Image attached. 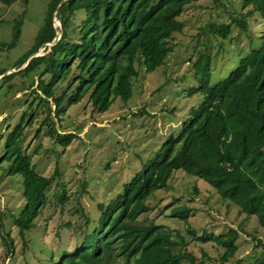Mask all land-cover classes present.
Instances as JSON below:
<instances>
[{
    "label": "rangeland",
    "instance_id": "obj_1",
    "mask_svg": "<svg viewBox=\"0 0 264 264\" xmlns=\"http://www.w3.org/2000/svg\"><path fill=\"white\" fill-rule=\"evenodd\" d=\"M47 1L0 0V43L11 42L14 24L21 21L16 44L0 49V71H4L0 75V219L4 233L13 239L14 245L13 254L4 258L0 242V264H48L51 256L58 260L65 251L74 250L85 234L97 226L98 204H107L122 192L124 183L155 155L161 144L178 134L182 122L201 103L200 91L188 94L189 89L199 87L193 67L198 57L210 56L208 84L215 85L238 66L242 57L258 48L264 29L259 13L248 14V8L242 6L244 0H198L187 4L177 18L183 29L173 33L171 50L164 62L152 72H146L142 64L135 62L138 74L132 79L128 99L117 97L106 111L99 112L89 100V91L67 107L61 120L50 115L57 132L76 134L64 146L47 134L51 122L43 119L48 110L33 93L40 69L19 72L26 63L17 68L34 43ZM75 14L67 28L69 40L78 39V26L85 11L80 9ZM242 17L247 22L245 30L234 22ZM211 24H231V31L226 38L219 37L210 33ZM53 25L60 37L56 16ZM46 52L42 47L30 57ZM75 65L76 61L70 73L61 75L53 86L55 94H60L78 73ZM52 75L45 73L43 79L47 82ZM75 86L76 83L67 95L74 92ZM50 106L54 108L52 102ZM19 122L24 126L23 150L32 156L36 172L51 177L45 205L24 237L13 224L24 205L23 178L19 174L9 175L11 161L1 159L7 136ZM62 192L66 198L59 202ZM147 202L151 210L139 216V222L154 221L176 240L182 239L185 247L178 246L176 250L190 252L194 264H253L263 252L258 241L264 243V227L257 217L223 200L202 178L175 170L168 186L154 191ZM178 205L192 209L188 221L170 216L171 207ZM229 229L237 231L236 249L224 260V246L198 239L204 233L220 235ZM181 264L190 262L183 260Z\"/></svg>",
    "mask_w": 264,
    "mask_h": 264
},
{
    "label": "trees",
    "instance_id": "obj_2",
    "mask_svg": "<svg viewBox=\"0 0 264 264\" xmlns=\"http://www.w3.org/2000/svg\"><path fill=\"white\" fill-rule=\"evenodd\" d=\"M195 1L198 0H48L34 43L17 66L26 63L19 72L40 69L33 93L48 110L43 119L51 122L47 134L64 146L70 144L76 134L57 132L49 117L61 120L67 107L89 91V100L99 112L106 111L117 97L128 99L132 79L138 74L135 62L142 64L146 72L164 62L171 50L173 33L183 29L178 16L187 4ZM242 6L248 8V14L259 13L264 22V0H244ZM80 9L85 16L78 26L79 37L69 40L67 28ZM54 11L61 35L48 46L57 32ZM234 22L243 30L247 27L243 17ZM20 27L21 21L17 20L11 42L0 43V49L16 44ZM209 31L226 38L231 24H211ZM260 39L258 48L242 57L238 66L215 85L208 84L210 56L198 57L193 67L199 87L189 89L188 94L200 91L201 103L182 122L178 134L161 144L155 155L124 183L122 192L107 204H98V224L85 234L82 242L58 260L51 256L48 264H181L183 260L194 264L190 252L176 250L178 246L185 247L182 239L176 240L154 221L138 220L151 210L148 198L154 191L167 187L178 169L204 179L223 200L234 203L247 215H255L264 227V29ZM42 47L46 53L30 57ZM75 61L78 73L60 94H55L53 86L61 75L70 73ZM3 73L0 71V75ZM45 73L54 75L46 82ZM75 83L74 92L67 95ZM23 127L22 122L13 127L1 158L11 161L9 175L19 174L23 178L24 205L13 218L22 237L34 227L51 183V177L36 172L32 156L23 150ZM65 198L64 192L58 196L59 202ZM191 212L189 206H172L170 216L188 221ZM236 237L237 231L229 229L220 235L204 233L198 239L224 246V260L234 254ZM0 242L4 258L12 255L13 239L4 233L1 219ZM258 242L263 252L253 264H264V243Z\"/></svg>",
    "mask_w": 264,
    "mask_h": 264
},
{
    "label": "water",
    "instance_id": "obj_3",
    "mask_svg": "<svg viewBox=\"0 0 264 264\" xmlns=\"http://www.w3.org/2000/svg\"><path fill=\"white\" fill-rule=\"evenodd\" d=\"M55 13H56V11H54V15H55ZM54 17H55V16H54ZM58 38H59V36H58V34H56V36H55L53 42H54L56 39H58Z\"/></svg>",
    "mask_w": 264,
    "mask_h": 264
}]
</instances>
